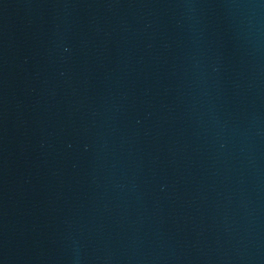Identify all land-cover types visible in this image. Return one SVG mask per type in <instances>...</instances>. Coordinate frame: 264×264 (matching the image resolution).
<instances>
[{
	"label": "water",
	"instance_id": "obj_1",
	"mask_svg": "<svg viewBox=\"0 0 264 264\" xmlns=\"http://www.w3.org/2000/svg\"><path fill=\"white\" fill-rule=\"evenodd\" d=\"M0 264H264L260 0H0Z\"/></svg>",
	"mask_w": 264,
	"mask_h": 264
}]
</instances>
